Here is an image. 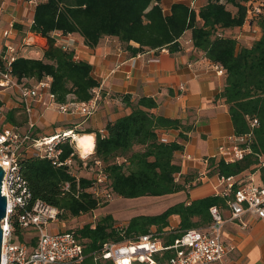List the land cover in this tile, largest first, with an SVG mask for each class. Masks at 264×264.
I'll use <instances>...</instances> for the list:
<instances>
[{
    "label": "trees",
    "instance_id": "16d2710c",
    "mask_svg": "<svg viewBox=\"0 0 264 264\" xmlns=\"http://www.w3.org/2000/svg\"><path fill=\"white\" fill-rule=\"evenodd\" d=\"M247 1L206 0L198 9L191 3L177 2L166 12L160 0H42L34 7L32 29L47 39L43 55L17 57L10 63V73L18 81L50 77V90L57 101L64 102L68 96L84 101L90 98L91 90L99 81L92 76L88 62L74 59L73 51L54 45L52 31L78 33L88 47L95 46L103 36H114L125 49L136 54L162 48L177 52L181 49L179 39L190 30L193 47L223 69L225 83L218 97L227 105L233 134L248 137L243 145H248L250 152L232 163L218 158L216 172L222 176L254 172L264 184V161L261 164L260 160L264 156V14L250 21L259 29L258 38L250 45L239 46L234 37L218 32L245 23ZM156 106L152 97L142 96L128 113L107 122L104 133L95 131L93 153L88 155L102 163L113 194L135 198L183 189L175 180L180 166L174 161L175 152L183 145L162 140L160 133L168 129L186 133L191 127L183 126L179 119L154 114L151 109ZM8 119L15 122L10 115ZM254 119L257 123L252 125ZM179 136L186 137L183 132ZM69 139L61 144L62 159L74 152ZM74 158L76 165H82ZM19 164L30 192L27 206L39 200L61 210L60 217L78 216L99 206L88 191L91 177L76 176L68 166H57L46 158L30 156L19 160ZM222 202L221 197L213 194L177 202L157 215L134 216L123 230L111 229L104 219L94 226L85 224L74 233L85 245L86 252H93L106 240L135 238L151 226L162 231L168 226L169 217L177 215L178 225L169 237L173 240L187 228L208 224L209 207ZM22 210L16 209L9 218L18 240H24V232L17 225ZM86 263L93 264L92 259L88 258ZM96 264L113 263L98 260Z\"/></svg>",
    "mask_w": 264,
    "mask_h": 264
},
{
    "label": "built area",
    "instance_id": "2783aa9c",
    "mask_svg": "<svg viewBox=\"0 0 264 264\" xmlns=\"http://www.w3.org/2000/svg\"><path fill=\"white\" fill-rule=\"evenodd\" d=\"M36 5L39 0H27ZM4 8L0 3V13ZM264 14V0L246 2V22ZM15 18L8 20L7 26H0V38L3 46L0 52V94L14 88L17 91L18 105L25 114L24 125L7 124L3 108L0 105V167L3 169L1 194L6 198L5 217L0 221L2 229L0 264H87L88 258L96 264L98 260H109L113 264H222L226 255L235 245L223 240L224 225L235 222L245 229L248 224L242 220L245 214L264 217V184H261L254 172H242L237 175H218L215 196L223 199L220 204H213L208 212L210 221L201 227L183 230L173 240H164L163 236L174 233V228L158 231L150 228L135 238L106 240L93 252H86L85 245L76 237L73 230L50 229L49 223H59L61 210L45 202L36 200L27 206L30 192L20 173L19 160L34 156L49 159L57 166L66 165L75 173V158L92 171L88 191L97 199L98 205L111 201L113 192L100 161L88 154L82 156L75 134L70 130L51 136H34L35 117L46 111L76 115L87 118L93 115L100 101V89L94 87L88 100L78 101L68 96L66 101H57L50 90L51 78L36 81L24 78L21 81L10 73V63L19 56H24L25 47H46L47 39L32 29L33 19L26 32L16 43L7 42L16 32ZM50 37L54 45L64 51H73L75 40L71 34L52 31ZM151 61H157L153 56ZM219 74L223 69L215 65ZM254 119L252 125L256 124ZM85 133L76 135L83 136ZM66 138L74 152L62 159V147ZM247 136L227 137L217 150L218 158L227 163L241 160L250 152ZM162 140H166L164 137ZM187 157H189L187 155ZM261 164H263L262 159ZM91 162V163H90ZM74 171V172H73ZM206 175L204 172L203 175ZM68 184L65 185L67 187ZM18 208H23L17 217V225L22 232L29 234L28 240H18L10 222V216ZM227 212V215H225ZM167 253H169L167 255Z\"/></svg>",
    "mask_w": 264,
    "mask_h": 264
},
{
    "label": "crops",
    "instance_id": "0c3cea01",
    "mask_svg": "<svg viewBox=\"0 0 264 264\" xmlns=\"http://www.w3.org/2000/svg\"><path fill=\"white\" fill-rule=\"evenodd\" d=\"M177 2L191 3L192 7L195 5L199 8L206 0H160L166 12ZM0 3L4 8L3 13H0V26L6 27L12 17L17 20L16 32L7 40L16 43L33 19L35 5L29 4L27 0H0ZM230 29L239 33L234 38L244 45H250L259 36V29L250 21ZM183 35L179 39L181 49L177 52L162 48L132 54L114 36H103L95 46L88 47L78 33H72L76 59L88 62L92 67V76L99 81V107L87 118L46 111L42 116L35 117L34 136H51L68 130L75 135L89 133L93 135L94 148L95 131L104 133L106 123L128 113L140 97H152L157 106L151 112L179 119L183 126L191 127L186 133L179 129L160 133L166 140L178 141L183 145L174 156L175 163L180 166L175 180L183 189L169 195L178 196L175 203L213 195L218 181L215 168L217 150L233 134L227 105L223 98L218 97L225 77L215 69L217 64L194 49L189 43L190 38L182 42ZM3 41L0 38V52ZM31 48L40 51L36 55L40 58L46 47ZM153 56L158 60L151 61ZM17 97L16 89H6L0 94V105L5 122L21 126L25 124L26 118ZM9 115L15 122L8 119ZM180 132L185 134V139L179 136ZM91 153L93 149L88 154ZM88 170L84 165H77L75 173L90 178ZM204 172L206 175H203ZM242 220L248 224L245 229L235 222L224 225L223 240L232 242L235 248L226 255L222 264H264V217L245 214ZM178 222L179 217L171 215L169 226L163 230L176 228ZM55 228H59V225Z\"/></svg>",
    "mask_w": 264,
    "mask_h": 264
},
{
    "label": "rangeland",
    "instance_id": "374dc122",
    "mask_svg": "<svg viewBox=\"0 0 264 264\" xmlns=\"http://www.w3.org/2000/svg\"><path fill=\"white\" fill-rule=\"evenodd\" d=\"M228 7L229 9L234 10L232 6H228ZM193 8L198 9V7H196L195 5H193ZM218 32H220L223 35H227L231 37H236L239 34L237 31L231 29H222V30L219 29ZM187 38H190V30H187L185 32L181 41L184 42V40ZM249 40L251 41V39H248V41ZM237 42L239 46L244 45V43L241 41H237ZM189 43H191V41ZM194 49L196 48L194 47ZM38 53H40V51H37L31 47H25L23 51V55L26 57L38 58L36 56L38 55ZM262 161H264V156L262 157ZM88 169L90 174L88 175L87 173L86 175L92 176L91 169L90 168ZM76 176H80V174L76 173ZM177 199H178L177 195L175 196L169 194L160 195V196L146 195L135 198H125L113 194L111 201L99 205L95 210L91 212L80 214L78 216L65 215L63 217H60L58 225H59V229H64V230L68 229L74 231L76 229L81 228L85 224H90L91 226H94L97 222L107 219L106 222L108 223L111 229L123 230L132 217L139 215H157L162 211H164L168 206L175 203ZM58 225H56V223L50 222L49 228L54 229L55 227H58ZM150 228L156 229L157 227L151 226ZM125 237L128 238L127 236ZM169 237L170 235L163 236L164 240H168ZM28 238H29V234L25 232L23 239L28 240Z\"/></svg>",
    "mask_w": 264,
    "mask_h": 264
},
{
    "label": "bare ground",
    "instance_id": "6f19581e",
    "mask_svg": "<svg viewBox=\"0 0 264 264\" xmlns=\"http://www.w3.org/2000/svg\"><path fill=\"white\" fill-rule=\"evenodd\" d=\"M75 140H77L78 148L80 150L81 155L88 154L92 152L93 149V135L87 133L83 136L75 135Z\"/></svg>",
    "mask_w": 264,
    "mask_h": 264
},
{
    "label": "water",
    "instance_id": "95a60500",
    "mask_svg": "<svg viewBox=\"0 0 264 264\" xmlns=\"http://www.w3.org/2000/svg\"><path fill=\"white\" fill-rule=\"evenodd\" d=\"M3 177V169L0 167V221L5 217L6 213V198L1 194V181ZM2 229L0 226V255H1Z\"/></svg>",
    "mask_w": 264,
    "mask_h": 264
}]
</instances>
